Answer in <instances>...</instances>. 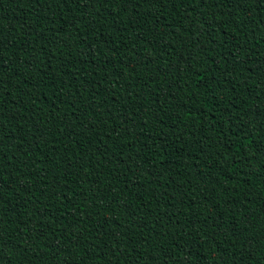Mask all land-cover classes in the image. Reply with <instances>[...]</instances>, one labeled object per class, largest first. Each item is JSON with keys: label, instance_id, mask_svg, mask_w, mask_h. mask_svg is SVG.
Wrapping results in <instances>:
<instances>
[{"label": "trees", "instance_id": "trees-1", "mask_svg": "<svg viewBox=\"0 0 264 264\" xmlns=\"http://www.w3.org/2000/svg\"><path fill=\"white\" fill-rule=\"evenodd\" d=\"M0 264H264V0H0Z\"/></svg>", "mask_w": 264, "mask_h": 264}]
</instances>
